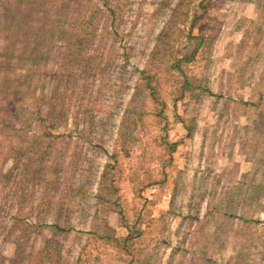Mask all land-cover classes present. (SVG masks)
Segmentation results:
<instances>
[{
	"label": "rangeland",
	"instance_id": "obj_1",
	"mask_svg": "<svg viewBox=\"0 0 264 264\" xmlns=\"http://www.w3.org/2000/svg\"><path fill=\"white\" fill-rule=\"evenodd\" d=\"M0 264H264V0H0Z\"/></svg>",
	"mask_w": 264,
	"mask_h": 264
},
{
	"label": "trees",
	"instance_id": "obj_2",
	"mask_svg": "<svg viewBox=\"0 0 264 264\" xmlns=\"http://www.w3.org/2000/svg\"><path fill=\"white\" fill-rule=\"evenodd\" d=\"M201 45H202V43H199V45L196 47V49L195 50H193L192 52H191V54L190 55H188V56H185V57H183L182 59H178L177 60V66L175 67L176 69H178V70H180L181 69V64L183 63V62H190V61H193L194 59H195V57H196V55H197V53H198V49H199V47H201ZM187 87V89L188 90H191V84L189 83V80H186L185 81V88ZM151 88H152V96H153V98H154V101L156 102V103H159V98L157 97V91H156V89L154 88V87H152L151 86ZM208 93H210V95H213L211 92H208ZM185 130L187 131V135H188V137H191L192 136V128L191 127H189V126H187V125H185ZM55 228L57 229V230H60V231H69V230H64V229H62V228H60L59 226H55Z\"/></svg>",
	"mask_w": 264,
	"mask_h": 264
}]
</instances>
